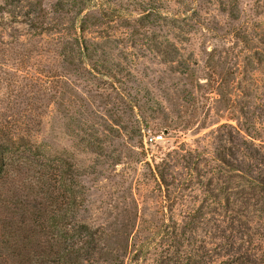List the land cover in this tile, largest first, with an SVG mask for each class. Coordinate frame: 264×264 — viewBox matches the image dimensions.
Returning <instances> with one entry per match:
<instances>
[{"label": "rangeland", "instance_id": "rangeland-1", "mask_svg": "<svg viewBox=\"0 0 264 264\" xmlns=\"http://www.w3.org/2000/svg\"><path fill=\"white\" fill-rule=\"evenodd\" d=\"M15 119L74 165L111 264H193L215 189L241 185L217 161L233 127L264 138V0H0ZM144 131L164 134L149 155Z\"/></svg>", "mask_w": 264, "mask_h": 264}, {"label": "trees", "instance_id": "trees-1", "mask_svg": "<svg viewBox=\"0 0 264 264\" xmlns=\"http://www.w3.org/2000/svg\"><path fill=\"white\" fill-rule=\"evenodd\" d=\"M25 122H0V264H111L103 237L78 221L84 200L74 165L47 155ZM233 128L242 138L237 154L224 146L217 161L241 185L215 189L224 198L206 205L208 246L193 264H264V138L239 122Z\"/></svg>", "mask_w": 264, "mask_h": 264}, {"label": "built area", "instance_id": "built-area-1", "mask_svg": "<svg viewBox=\"0 0 264 264\" xmlns=\"http://www.w3.org/2000/svg\"><path fill=\"white\" fill-rule=\"evenodd\" d=\"M164 139V134H154L150 131L143 132V145L146 150L147 155L150 154L152 148H154L158 143H160Z\"/></svg>", "mask_w": 264, "mask_h": 264}]
</instances>
